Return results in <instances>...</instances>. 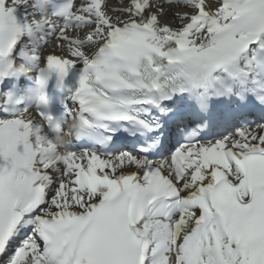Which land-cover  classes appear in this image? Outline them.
<instances>
[{
  "label": "snow or ice",
  "instance_id": "obj_1",
  "mask_svg": "<svg viewBox=\"0 0 264 264\" xmlns=\"http://www.w3.org/2000/svg\"><path fill=\"white\" fill-rule=\"evenodd\" d=\"M0 264H264V0H0Z\"/></svg>",
  "mask_w": 264,
  "mask_h": 264
}]
</instances>
